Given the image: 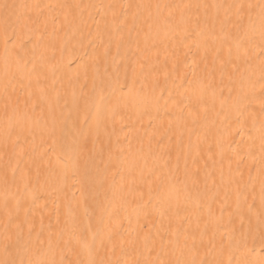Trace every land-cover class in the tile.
Segmentation results:
<instances>
[{
	"label": "bare ground",
	"instance_id": "bare-ground-1",
	"mask_svg": "<svg viewBox=\"0 0 264 264\" xmlns=\"http://www.w3.org/2000/svg\"><path fill=\"white\" fill-rule=\"evenodd\" d=\"M0 264H264V0H0Z\"/></svg>",
	"mask_w": 264,
	"mask_h": 264
}]
</instances>
